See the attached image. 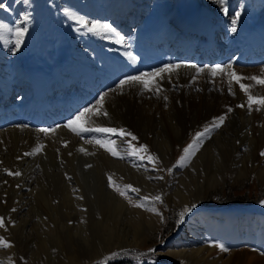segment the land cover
Wrapping results in <instances>:
<instances>
[{"label":"bare ground","instance_id":"bare-ground-1","mask_svg":"<svg viewBox=\"0 0 264 264\" xmlns=\"http://www.w3.org/2000/svg\"><path fill=\"white\" fill-rule=\"evenodd\" d=\"M256 1L255 4L261 2ZM198 4L192 0L179 5L183 13L177 18V29L170 34L178 45L168 47L162 39H158L159 45L150 44L164 26L161 17L128 40L114 31L102 33L107 39H96L95 34L88 32L85 36L94 48L93 55H81L60 42L55 48L53 68L43 71L25 63L30 93L20 102L6 107L2 102L11 87L0 90V213L13 223L9 226L8 220L7 228L4 227L12 246L0 249V258L6 264L10 261L13 264H92L112 251L143 245L159 227L161 217L132 206L109 186V175L119 186L130 184L138 188L139 195L154 197L165 193L168 200L181 203L185 209L191 208L185 212L188 218L183 223L182 237L169 250L170 255L188 263L229 264L238 258L236 251H231L226 258L221 253L212 256L216 249L212 234L216 237L225 234L227 248L247 242L250 237L254 241L264 237V212L235 206L198 205L207 192L199 184L202 176L211 187L224 183L227 172L259 176L264 185V156L260 155L264 150V106L253 104L249 110L248 95L229 75L237 66L233 64L232 69L225 71L233 87V99L210 93L208 74L213 66L221 65L223 57L213 38L216 32H228V29L223 20V5ZM129 5L136 7L132 21L142 12L132 0H114L99 12L111 20L117 17L113 11H120L121 6L126 10ZM249 6L240 14L243 29L237 37H231L242 51L237 63L264 59L263 53L259 55L264 51V17L254 25L251 23L253 26L247 24L246 16H253ZM109 40L119 48L125 44L130 47L118 51L105 48ZM129 52L134 60L129 59ZM141 64L150 69L140 70ZM170 64L181 67L155 78L152 87L159 85L158 93L135 83L123 86L122 90L101 91V86L118 73L125 78L152 73ZM185 65H196L203 71L195 76L196 68ZM62 71L70 75L60 81ZM31 73L35 77H30ZM246 79L251 85L248 92L264 97V84L257 85ZM72 82L75 90L68 92L67 86ZM58 84L65 89L64 93L52 91ZM44 90L52 97L47 98ZM103 93L108 94L104 104L108 116H93L88 126L123 127L139 138L134 142L137 147L147 145L149 153L159 157L158 161L153 163L126 155L127 144L118 135L111 138L116 140L123 158L114 157L99 145L88 143L90 139L107 138L105 134L84 132L77 136L63 127L73 118L71 110L86 104L93 96L98 100ZM56 106L61 109L54 114ZM229 108L234 109V113L231 111L234 118L225 124L228 136L221 134L222 130L217 132L212 143L199 149L188 166L178 172L181 164L176 157L182 155L185 139H193L205 124L211 123L208 121L227 114ZM18 109L23 119L31 118L29 124L36 126L18 122L13 113ZM51 121L56 124L50 128L55 132L40 131ZM38 145L44 146L42 151L24 155ZM81 147L90 154L79 151ZM4 169L19 171L21 175H8ZM160 176L163 179L156 178Z\"/></svg>","mask_w":264,"mask_h":264},{"label":"rangeland","instance_id":"rangeland-1","mask_svg":"<svg viewBox=\"0 0 264 264\" xmlns=\"http://www.w3.org/2000/svg\"><path fill=\"white\" fill-rule=\"evenodd\" d=\"M113 1L114 0H0V5H4V7H0V25L7 26L5 28H0V90L11 87L2 103L7 107L20 102L28 95V93H30V84L26 78L28 71L25 69V63L33 64L43 68V71L53 68L55 60L54 58L56 56L55 48L58 44H60V42L69 48H74L81 55L85 53L93 55L94 48L87 41V37L85 36V34L88 33L87 28L81 26L76 20H73L69 15L70 13L84 17L89 21L98 20L101 23L110 24L115 33H120L126 37L125 40H128L131 36L138 34L140 30L142 32L146 28V25L155 22L158 17H161L164 26L162 30L155 33L153 37L155 39L152 41L153 43H150L151 45H159V43H157V38H163L166 42L169 41V34L171 32L172 35L171 30H174L175 24H177V18L183 13L179 9V5L185 1L190 2L192 0H132L133 3H136L139 6L140 11H142L140 14L137 13L135 20L133 19L132 21L130 19L134 18V13L136 10V7H132V5H129L126 10H123L124 7L121 6L119 9L120 11H113V14L117 15V17H114L111 20L107 17V14L101 15L99 12L101 7L107 6V4L109 5ZM255 1L256 0H226V6L228 7L229 11L228 14L223 17V20L228 32L226 30H220L221 32L216 33H221V36L215 34L213 38V41L219 42V52L221 51V55H224L221 65H237L235 66L234 71L244 78V81L241 80L240 83L245 85H249V83H246V78H249L257 85H259V83L252 80L251 77L256 76L264 79V60L257 62V64L255 62H236L237 59H239V57L242 55V51L240 50V52L239 49L235 50L236 48L232 47L235 46V44H233L231 41V37H237L239 32H241V29H243L242 23L240 22L241 15L237 18L236 32L231 31V21L234 18L236 12L241 14V11L244 9V7L249 5H251L250 12L253 11V16L252 18H248V16H246V18L244 17L248 20L247 24L252 23L254 25L256 22L261 21V19L264 17V2L261 0L259 4H255ZM193 2H198L199 4H203L205 6L217 4L216 0H193ZM256 2H258V0ZM26 17L27 19H25ZM17 27L27 28V32L24 34L23 41L19 49L15 48L14 30ZM94 37L96 39H105L106 36L102 34H95ZM107 38L108 36L106 39ZM110 42L109 44H106L105 48L118 51L120 49H129L128 47H130L129 45L127 46V44H125L126 47L124 46V48H119L113 43V41ZM168 47H171V45ZM204 57H206V55ZM141 67L142 64L140 66V70L142 71L149 70L147 67ZM246 69H256V71L248 72ZM63 72L64 71H62L59 75L60 81L64 80L66 77H68V75H70L68 72ZM29 75L30 77H35V74L33 73ZM199 75L200 74L198 72L195 73V76ZM226 75L227 74L225 71L217 73L215 76L212 74V72H209L208 78L213 85L212 87L210 84L209 90L210 93H218L217 95H228V97L233 99V87L230 80L226 78ZM116 76L111 77V79L108 81V84L105 83L101 86L102 92H106L110 89L115 91L117 89L116 87L123 77L119 76V73L116 74ZM219 82H221L220 87L217 86ZM36 85L37 84H35V87ZM223 86H225L226 89L223 90V88H225ZM237 86L240 87V84L237 83ZM229 87L232 89L231 93L229 92ZM67 88L68 92H73L75 90L74 82L70 83ZM52 91L62 94L65 92V89H63V87L58 84L55 88H53ZM44 92H46V95H48L47 98L52 97L47 90H44ZM81 94L84 95L83 92ZM96 100L97 96H93L87 100L86 104L84 103V105H78V108L76 107V109L71 110L70 117H74L77 112L94 104ZM59 106L54 107L53 110H60L61 108ZM28 108L29 107H27V109ZM233 111L234 109L232 112ZM232 112H228L226 114V121L220 128L210 132L203 138V143L200 149L209 143H212L214 135L217 132L220 133L221 130V134L228 136L229 131L224 130V127L227 121H230V119L233 120L234 112ZM1 113L2 112H0V117L2 115ZM13 113L19 118L18 122H22V125H29V127L36 126L32 123V125L29 124L30 119L28 121L27 117L23 119V115L19 112V109L15 110ZM6 114L9 115V112H5V115ZM54 114H56V112ZM212 121L213 118L208 122L212 123ZM210 124L207 123V126ZM55 125L56 124L54 122H50L45 126L46 129H50ZM205 126H203L199 132L203 131ZM191 139V137L185 139V141L182 143V147H185L188 143H190L192 141ZM180 156L181 155H178L176 157L177 161ZM225 158L227 159V157ZM192 159L193 158L190 160ZM188 164L186 166H188ZM186 166L181 165L180 169H177V171L182 172ZM202 179L203 184L201 182ZM175 181L176 180L174 179V184L177 183V181ZM199 182V184L202 185L201 187H203L204 190H207V192L200 200L198 205L208 208L235 206L240 209L251 208L255 211L264 212V203L261 202L264 201V185L261 183L259 176L253 174L238 176L236 173L227 172L225 174L224 183L219 182L212 187L208 186L206 185L204 176H202ZM172 184L173 183H171V185ZM120 187L121 190H124L122 185H120ZM136 193L132 192L130 189L127 190V195L132 199L133 203L138 202L140 197H144L142 194L139 195V193ZM160 196L162 202L153 201L151 199L145 202L147 209L155 208L157 211L153 212L146 210V208L139 207L142 210L150 211L161 217L159 227L151 234L147 241L141 246L135 245L112 251L103 258L97 259L96 262L94 261L92 264H104L107 261H121L125 264H193L169 254V250L173 248L172 244L182 237L181 234L183 230V223L188 218V216L184 215L183 219L181 220L180 213L184 211L185 208L179 202L168 200L165 193H161ZM4 202L5 200L2 203ZM188 206L191 207V204L189 203ZM0 214V217L5 218L6 223L8 220L10 221H8L9 226L11 224L13 225L11 219H8L7 215L2 213ZM5 228L7 227L5 226ZM0 231H2L0 232V237H4L12 243L10 236L7 234L8 230L4 229L3 227V229L0 228ZM224 235L225 234H221V236L216 237L214 234H212V243L214 245L224 244L226 246V235ZM215 247L216 249L213 251L212 256H215L217 253H221L222 258H226L231 251L237 252L236 254H238V258L232 262H229V264H264V237H260L259 240L255 241L252 237H250L247 242L238 243L229 247L228 252H222L219 247ZM0 249L6 248L0 247ZM112 253L118 254L112 256ZM0 264H6L4 262V258H0Z\"/></svg>","mask_w":264,"mask_h":264},{"label":"snow or ice","instance_id":"snow-or-ice-1","mask_svg":"<svg viewBox=\"0 0 264 264\" xmlns=\"http://www.w3.org/2000/svg\"><path fill=\"white\" fill-rule=\"evenodd\" d=\"M216 3L219 5H224L223 7V12L225 15L228 14V7L226 6V0H216ZM0 7H4V5H0ZM70 17L73 20H76L81 26L87 28L88 32H91L96 35H101L102 33H108L112 32V26L107 23H101L98 20H92L89 21L85 19L84 17L77 16L75 14H69ZM240 16L239 12L235 13L234 18L231 21L232 32H236V23H237V18ZM27 19V17L25 18ZM7 27L6 25H0V28H5ZM27 32V28L24 27H17L14 30V35H15V48L19 49L20 45L23 41L24 34ZM118 43L122 42L120 40L117 41ZM129 59L134 60L135 57L132 55L131 52L127 53ZM185 66H190L193 68H196L197 72H202L203 69L198 68L196 65H185ZM181 67L180 64H170V65H165L162 68L155 69L152 73H141L139 75L135 76H126L125 78L121 79L119 81V84L117 85V89L122 90L123 86L128 85V84H140L143 86L144 89L149 90V91H156L157 93L160 91L159 85H156L155 88L153 89L152 85L155 82L156 77H161L162 73L164 72H172L175 69H178ZM232 69V65L229 64L227 66H222V65H215L211 68L212 74L215 76L217 73L224 72L226 70ZM229 75L231 79L235 80L237 83L240 84V89L244 91L248 95V108L251 111L252 105L253 104H259L264 106V97H256L252 96L249 92L248 89L251 87V85H245L243 83H240V81L243 79L240 75H238L235 71H229ZM252 80L256 81L259 84H264V79H261L260 77L253 76L251 77ZM229 92H232L231 87H229ZM234 94V93H232ZM107 93H103L100 95L99 99L96 100L94 105H90L89 107H86L82 109L81 111L77 112L76 115L72 118L69 119L66 124L63 127H67L70 129L73 133H75L77 136H80L84 132H96V133H102L105 134L107 138H94L90 139L88 143H95L99 145L101 148L105 149L107 152H109L112 156L118 157V158H123L121 155V152L119 151V147L117 146L116 140L112 139L111 137L113 135H118L119 137L122 138V142L127 144V152L126 155L136 157L139 160H145L147 159L150 162L155 163L156 161L159 160V157H157L155 154L149 153V149L147 145L140 144L138 147L134 143L138 141V137L132 133L131 131L121 127V128H116V127H106V126H97L95 128L89 127L88 124L92 123V117L96 116H108V112L104 110V104L105 100L107 97ZM167 97H165V100ZM244 105H239V107H243ZM259 110V109H257ZM229 112L232 111L231 108L228 109ZM226 120V114L220 115L218 117H213V121L210 125L205 126L203 131L197 132L192 141L188 143L182 150V155L178 158V163L181 165H187L190 162V159L195 156L197 151L200 149L202 143H203V138L207 136L210 132L215 131L216 129L220 128L223 123ZM61 127V126H57ZM40 131L44 133H49V132H55V129H41ZM130 138V139H129ZM65 146H67V143L65 142ZM43 145H38L33 152L31 153H25L24 155H33L36 152H40L43 149ZM81 152L87 153V150L83 147L79 149ZM71 155V153H69ZM261 156H264V150L260 152ZM86 167H91V165H86ZM5 172H7L8 175L11 176H19L21 173L19 171H11L9 169H4ZM171 171V169H169ZM158 179H163L162 176L157 177ZM109 180V186L113 187L114 190L122 197L128 200L130 204L134 207H140V208H146L145 202L148 201L149 199L153 201H160L162 202L161 196L157 195L155 197H140L138 199V202L133 203L132 199L127 195V190L130 189L132 192H139L140 190L138 188H134L132 185H124V190H121V187L116 185L113 180L112 176L109 175L108 177ZM82 199V197H80ZM264 203V201H261ZM194 207V205L192 206ZM150 211H157L155 208L147 209ZM191 208H186L184 211L180 213V218L181 220L183 219L185 212L190 211ZM15 211V209H13ZM5 227V218L0 217V228ZM11 242L5 239L4 237H0V247L3 248H10ZM219 247V249L222 252H228L229 249L224 245V244H218L214 245ZM151 251V250H150ZM118 253H112V256L117 255ZM9 264H13L12 261L9 262Z\"/></svg>","mask_w":264,"mask_h":264},{"label":"trees","instance_id":"trees-1","mask_svg":"<svg viewBox=\"0 0 264 264\" xmlns=\"http://www.w3.org/2000/svg\"><path fill=\"white\" fill-rule=\"evenodd\" d=\"M104 264H125V263H123V262H121V261H107V262L104 263Z\"/></svg>","mask_w":264,"mask_h":264}]
</instances>
